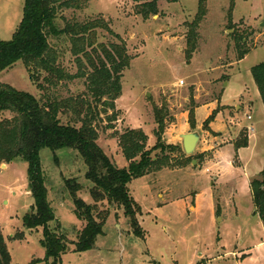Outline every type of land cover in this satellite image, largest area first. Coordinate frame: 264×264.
I'll use <instances>...</instances> for the list:
<instances>
[{
	"label": "rangeland",
	"instance_id": "rangeland-1",
	"mask_svg": "<svg viewBox=\"0 0 264 264\" xmlns=\"http://www.w3.org/2000/svg\"><path fill=\"white\" fill-rule=\"evenodd\" d=\"M24 4L0 0V42L12 40ZM137 5L133 0H93L82 10L64 11L59 26L102 20L114 35L98 30L99 43L125 44L132 58L116 101L115 129H106L105 115L96 124L98 144L117 167L125 169L129 163L115 132L141 129L148 136V149L159 137L179 149L153 152L154 159H160L159 170L127 186L141 234L123 208L103 203L100 210L109 211L103 234L92 249L81 253L73 243L86 222L75 213L66 181L77 179L82 186L78 197L93 204L87 166L76 150H41L48 201L56 217L50 226L60 228L59 234L69 241L57 264H264V225L251 190L253 181L264 182V104L251 74L264 62V0H235L234 8L231 0H208L198 21L199 0H159V14L147 20L138 14ZM50 41L61 51L60 65L68 73L84 71L67 41ZM244 51L248 55L240 60ZM45 77L42 73L34 80L19 61L1 73L0 82L44 102L79 95L94 102L86 78L49 87ZM215 111V120L206 126ZM10 117L0 114V120ZM194 131L202 138L195 154L187 156L182 135ZM245 137L251 145L241 154L237 144ZM3 165L0 228L11 264H52L42 245L44 228L25 226L35 206L28 164L16 160Z\"/></svg>",
	"mask_w": 264,
	"mask_h": 264
},
{
	"label": "trees",
	"instance_id": "trees-1",
	"mask_svg": "<svg viewBox=\"0 0 264 264\" xmlns=\"http://www.w3.org/2000/svg\"><path fill=\"white\" fill-rule=\"evenodd\" d=\"M92 1L25 0L23 19L12 40L0 42V75L21 61L34 80L38 81L40 74H46L44 83L49 87L86 78L94 99L91 102L85 95H79L67 99L48 98L44 102L32 94L0 82V114L11 115L10 118L0 120V167L16 160L28 164L29 191L35 206L34 212L27 214L25 226L29 229L44 228L45 239L42 245L47 252V261L53 259L52 264H57L62 255L67 253L69 241L65 235L59 234L60 228L53 229L50 226L56 221V217L48 201L41 150L49 149L54 153L64 149L76 150L87 166L86 178L93 185L90 190L93 204H87L78 197L82 186L77 179L66 181L75 202V213L80 220L86 222L78 235V242L73 243L75 251L81 253L92 249L97 236L103 234V227L109 216L108 210H100L103 203L123 208L132 227L141 234L135 204L127 186L133 179L159 170L160 159H154L153 152L160 151L164 154L167 150L179 149L166 146L161 137L155 147L148 149V136L141 129L115 132L129 163L128 168L120 169L98 144L96 124L103 122V115L108 122L106 129H115L113 123L118 121L116 101L122 96L123 72L130 67L132 58L128 55L125 44L99 43L98 30L104 29L114 35L109 25L102 20L67 22L63 28L59 26V20L64 19V11L82 10ZM133 1L139 4L137 12L144 19L159 14V0ZM166 1L176 3L179 0ZM207 2L208 0H199L200 14L197 15V21L203 19ZM234 5L235 0H231V7L234 8ZM232 11L229 13L231 18ZM193 24L196 25V22ZM194 35L193 29L190 36ZM51 38L67 41L72 46L71 52L76 57V62L84 71L80 70L77 75L68 73L60 65L62 54L51 43ZM246 55L248 52H240V60ZM251 74L264 104V62L254 66ZM39 87L43 88L42 85ZM217 114L218 111H215L209 117L206 126L215 120ZM158 115L159 112L157 118L160 125ZM192 120L194 123V117ZM248 146L249 139L245 137L237 144V149ZM251 190L256 214L264 225V182L253 181ZM0 264H11V255L1 228Z\"/></svg>",
	"mask_w": 264,
	"mask_h": 264
},
{
	"label": "water",
	"instance_id": "water-1",
	"mask_svg": "<svg viewBox=\"0 0 264 264\" xmlns=\"http://www.w3.org/2000/svg\"><path fill=\"white\" fill-rule=\"evenodd\" d=\"M201 138L202 135L200 131H194L182 135L183 149L187 156H193L195 154L198 144L201 141ZM196 163L197 161L194 160L193 164L195 165ZM3 167L5 166L3 165Z\"/></svg>",
	"mask_w": 264,
	"mask_h": 264
},
{
	"label": "crops",
	"instance_id": "crops-1",
	"mask_svg": "<svg viewBox=\"0 0 264 264\" xmlns=\"http://www.w3.org/2000/svg\"><path fill=\"white\" fill-rule=\"evenodd\" d=\"M261 98V97H260ZM262 101V100H261ZM253 103H252V107H253ZM251 121H253V118H252V120ZM256 138V137H255ZM250 145H251V140L249 141V147H250ZM248 147V148H249ZM248 148H242V149H240V152H241V154L246 150V149H248Z\"/></svg>",
	"mask_w": 264,
	"mask_h": 264
},
{
	"label": "built area",
	"instance_id": "built-area-1",
	"mask_svg": "<svg viewBox=\"0 0 264 264\" xmlns=\"http://www.w3.org/2000/svg\"><path fill=\"white\" fill-rule=\"evenodd\" d=\"M180 84H183V82H182V83H180Z\"/></svg>",
	"mask_w": 264,
	"mask_h": 264
}]
</instances>
